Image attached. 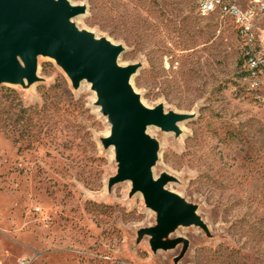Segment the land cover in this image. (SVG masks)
Segmentation results:
<instances>
[{
  "label": "rangeland",
  "instance_id": "obj_1",
  "mask_svg": "<svg viewBox=\"0 0 264 264\" xmlns=\"http://www.w3.org/2000/svg\"><path fill=\"white\" fill-rule=\"evenodd\" d=\"M77 31L120 48L139 104L178 114L148 124L153 181L200 223H178L156 248L145 203L110 143L109 114L91 82L74 84L50 55L33 80L0 84V264H264V100L241 87L228 20L196 0H66Z\"/></svg>",
  "mask_w": 264,
  "mask_h": 264
},
{
  "label": "water",
  "instance_id": "obj_2",
  "mask_svg": "<svg viewBox=\"0 0 264 264\" xmlns=\"http://www.w3.org/2000/svg\"><path fill=\"white\" fill-rule=\"evenodd\" d=\"M81 10V6H72L66 0H0V84L18 81L16 73L21 66L17 56L25 66L24 75L33 80L37 54L52 56L74 84L81 78L89 80L102 111L109 114V142L116 145L117 157L127 166L117 179H131L145 203L164 207L161 225L145 232L152 235L154 247H172L179 238L165 242L162 235L180 222L200 221L178 194L162 187V179L153 181L150 167L154 142L144 129L148 124L174 129L173 123L182 116L140 106L128 82L133 67L120 68L115 62L120 48L94 40L69 21Z\"/></svg>",
  "mask_w": 264,
  "mask_h": 264
},
{
  "label": "built area",
  "instance_id": "obj_3",
  "mask_svg": "<svg viewBox=\"0 0 264 264\" xmlns=\"http://www.w3.org/2000/svg\"><path fill=\"white\" fill-rule=\"evenodd\" d=\"M199 15L229 21L240 47L239 71H252L241 81L246 92L264 100V0H196Z\"/></svg>",
  "mask_w": 264,
  "mask_h": 264
},
{
  "label": "bare ground",
  "instance_id": "obj_4",
  "mask_svg": "<svg viewBox=\"0 0 264 264\" xmlns=\"http://www.w3.org/2000/svg\"><path fill=\"white\" fill-rule=\"evenodd\" d=\"M240 74H241L243 80H252V78H254L253 70L252 71H240Z\"/></svg>",
  "mask_w": 264,
  "mask_h": 264
},
{
  "label": "crops",
  "instance_id": "obj_5",
  "mask_svg": "<svg viewBox=\"0 0 264 264\" xmlns=\"http://www.w3.org/2000/svg\"><path fill=\"white\" fill-rule=\"evenodd\" d=\"M174 239H172V241H173ZM162 241V240H161Z\"/></svg>",
  "mask_w": 264,
  "mask_h": 264
}]
</instances>
